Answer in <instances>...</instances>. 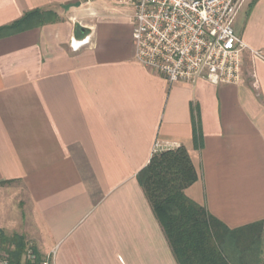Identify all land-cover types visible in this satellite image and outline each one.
I'll use <instances>...</instances> for the list:
<instances>
[{
  "label": "crops",
  "instance_id": "crops-1",
  "mask_svg": "<svg viewBox=\"0 0 264 264\" xmlns=\"http://www.w3.org/2000/svg\"><path fill=\"white\" fill-rule=\"evenodd\" d=\"M35 10L46 23L0 38V229L55 264H178L137 178L157 144L187 149L186 194L229 227L264 220V0L234 20L238 84L139 63L113 0H0V27Z\"/></svg>",
  "mask_w": 264,
  "mask_h": 264
},
{
  "label": "built area",
  "instance_id": "built-area-1",
  "mask_svg": "<svg viewBox=\"0 0 264 264\" xmlns=\"http://www.w3.org/2000/svg\"><path fill=\"white\" fill-rule=\"evenodd\" d=\"M133 7L135 59L169 82L213 84L242 82L243 51L234 20L245 0H114ZM90 36L71 38L78 50ZM259 54L258 52H255ZM160 149L157 144L155 153ZM22 264H55L54 252L40 261L35 249L25 251ZM0 264H11L9 251L0 247Z\"/></svg>",
  "mask_w": 264,
  "mask_h": 264
},
{
  "label": "trees",
  "instance_id": "trees-1",
  "mask_svg": "<svg viewBox=\"0 0 264 264\" xmlns=\"http://www.w3.org/2000/svg\"><path fill=\"white\" fill-rule=\"evenodd\" d=\"M47 20L42 11L29 12L0 27V38ZM137 178L178 264H264V220L231 228L186 194L198 173L185 147L156 152ZM26 246L24 235L0 229V247L9 251L11 264H21Z\"/></svg>",
  "mask_w": 264,
  "mask_h": 264
},
{
  "label": "rangeland",
  "instance_id": "rangeland-1",
  "mask_svg": "<svg viewBox=\"0 0 264 264\" xmlns=\"http://www.w3.org/2000/svg\"><path fill=\"white\" fill-rule=\"evenodd\" d=\"M110 1H112V0H110ZM113 1H114V0H113ZM115 2H116V1H115ZM116 3H117V2H116ZM123 7L126 8V10H127V12H128L129 14H133V12H134L133 7H130V6H128V5L123 6ZM2 202H3V199L0 198V215H1V212L4 210V206L1 205ZM8 235H12V234H8ZM28 246H30L29 241L27 242L26 250H27V247H28ZM31 246H32L33 249H36V246H35V245H32V244H31ZM23 258H24V255H23V257H22L21 264L23 263V260H24Z\"/></svg>",
  "mask_w": 264,
  "mask_h": 264
},
{
  "label": "water",
  "instance_id": "water-1",
  "mask_svg": "<svg viewBox=\"0 0 264 264\" xmlns=\"http://www.w3.org/2000/svg\"><path fill=\"white\" fill-rule=\"evenodd\" d=\"M70 7V5L69 6H66V8H69Z\"/></svg>",
  "mask_w": 264,
  "mask_h": 264
}]
</instances>
